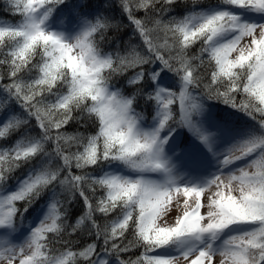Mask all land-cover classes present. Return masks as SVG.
I'll return each mask as SVG.
<instances>
[{
    "label": "snow or ice",
    "instance_id": "6c2138e0",
    "mask_svg": "<svg viewBox=\"0 0 264 264\" xmlns=\"http://www.w3.org/2000/svg\"><path fill=\"white\" fill-rule=\"evenodd\" d=\"M0 4V264H264V0Z\"/></svg>",
    "mask_w": 264,
    "mask_h": 264
},
{
    "label": "trees",
    "instance_id": "16d2710c",
    "mask_svg": "<svg viewBox=\"0 0 264 264\" xmlns=\"http://www.w3.org/2000/svg\"><path fill=\"white\" fill-rule=\"evenodd\" d=\"M181 2H182V0H181ZM203 2L205 4H216L218 2V0H203ZM180 10H182V9H178V11H180ZM0 16L7 22H16L20 19V17H18V16L13 17V16L7 15V13L3 11L2 4H0ZM124 31H125V34H127V32L130 31V29H125ZM78 127H79L78 124H76L74 122H70V124L67 127V131H72ZM187 139H188V136H187V133H185V141ZM181 147H182V145H181ZM73 171L77 172L78 170L73 169ZM88 171H92V169H88ZM93 174H95V173H93ZM80 208H81L80 204H76L74 206L73 214L75 215L76 213H80ZM84 239H85V241H90L91 238L85 236ZM129 239H132V237L129 236ZM141 252H142V249L140 247H134L130 252H128L124 255L126 257L130 256L133 259H135L137 256H139L141 254Z\"/></svg>",
    "mask_w": 264,
    "mask_h": 264
},
{
    "label": "rangeland",
    "instance_id": "374dc122",
    "mask_svg": "<svg viewBox=\"0 0 264 264\" xmlns=\"http://www.w3.org/2000/svg\"><path fill=\"white\" fill-rule=\"evenodd\" d=\"M0 21H5L1 16H0ZM209 195V193H205L204 197H202V199H205L207 196ZM184 197L181 196H177V198L175 200L172 201L171 205L169 206V211L167 216L165 217V219L168 221L169 224L174 223V218L177 215H181L184 208H183V202H184ZM194 201H195V197H190L188 198V203L190 205V207H194ZM205 211V209H201V212L203 214V212ZM160 223H163V221H159ZM217 260H219V257L216 258ZM180 264H183V262H180Z\"/></svg>",
    "mask_w": 264,
    "mask_h": 264
}]
</instances>
